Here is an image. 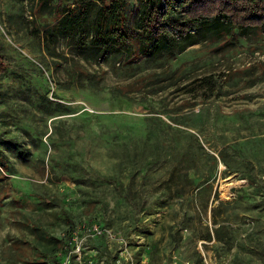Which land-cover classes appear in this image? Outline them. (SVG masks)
I'll use <instances>...</instances> for the list:
<instances>
[{"label": "rangeland", "instance_id": "374dc122", "mask_svg": "<svg viewBox=\"0 0 264 264\" xmlns=\"http://www.w3.org/2000/svg\"><path fill=\"white\" fill-rule=\"evenodd\" d=\"M36 5L37 0H0V55L9 67L0 82V137L25 138L31 148L26 160L7 152L8 184L0 181L7 196L0 212V264H28L36 252L15 244L25 240L40 250L71 229L62 264H264V37L201 41L162 63L106 56L97 65L84 62L66 37L50 40L45 27L51 21ZM125 15L133 30L139 17L135 0H126ZM70 64L104 71L102 90L86 81L68 86ZM174 69L178 76L153 85L148 95L118 98L110 91L154 70L168 77ZM207 75L217 79V96L199 83ZM25 84L30 90L24 94L19 89ZM47 89L53 102L65 106L61 113H40L37 105ZM152 118L169 127L161 126L150 141L138 135L119 143L129 124H150ZM60 122L76 140L74 152L85 169L112 172L121 165L132 201L118 202L113 185L96 190L51 170L47 135ZM24 126L34 130L36 144L21 131ZM80 143L91 146V153L78 154ZM153 158L158 162L147 180L129 183L132 162L141 166ZM37 196L53 203L46 206ZM92 199L99 204L90 211ZM135 200L138 213L131 207ZM61 208L71 222L57 221ZM83 224H96L111 236L87 237L81 244ZM220 224L229 227L230 244L214 240ZM208 234L211 241L204 240Z\"/></svg>", "mask_w": 264, "mask_h": 264}, {"label": "trees", "instance_id": "16d2710c", "mask_svg": "<svg viewBox=\"0 0 264 264\" xmlns=\"http://www.w3.org/2000/svg\"><path fill=\"white\" fill-rule=\"evenodd\" d=\"M135 1L139 8V17L133 30L127 24L126 0H37L36 10L43 17L47 15L51 21L45 27L46 36L50 40L55 41L58 36L66 37L67 44L75 48L76 53L84 62H93L90 64L97 65L106 56H114L120 60L125 59L127 62L139 58L149 62L170 61L186 52L190 47L200 44L201 41L217 45L223 39L235 40L236 43L238 40H243L248 43L251 40L264 37V0ZM170 71L168 77H165L167 74H161L163 72L154 70L152 73L136 77L128 84L115 85L110 91L118 98H129L136 92L148 95L153 85L160 86L179 74L178 69ZM41 73L44 75L42 70ZM68 73V86L86 81L90 87L97 91H101L103 88L101 81L104 79L105 72L100 68L89 72L85 67L70 64ZM8 74V64L0 55V82ZM12 74L18 77L17 74ZM199 83L201 87H206L217 96V79L214 75L200 78ZM156 89L158 88L155 87L152 90ZM19 90L25 94L30 88L25 84V86L21 85ZM47 94L48 89L40 96L37 105L40 113L47 115L61 113L65 106L59 102H53ZM3 95L0 90L1 99H3ZM155 119L152 118L151 123L145 125L135 122L129 124L125 128L126 138H121L119 143L126 139L131 142V137L138 135L150 141L151 137H155L156 132L160 131L161 126H168L161 119ZM21 131L30 136L32 144H36L37 140L36 136L32 134L34 133L32 128L24 126ZM47 136L50 146L46 153V160L54 173L66 175L76 184L96 190L102 186L113 185L119 192L118 202L130 200L127 197L130 194L129 191H133V187L129 188L120 178L123 172L121 165L118 166V171L112 172H103L94 168L85 169L83 160L79 156L77 157L74 152L76 140L67 134L63 122L51 127ZM89 138L90 142L93 141V137ZM95 143L94 141V145H96ZM78 148L80 151L77 150V153L80 155L83 152L90 154L92 151V147L86 146L84 143H80ZM8 151H12L16 158L26 160L31 153V148L25 138L20 140L0 137V181L5 182V185L8 184L7 172L11 163ZM221 159L223 163H226L223 155H221ZM157 162L155 158L141 166L132 162V169L126 174L129 183H136L138 178L146 181L149 172ZM168 187L171 191L172 187ZM10 190H8V194ZM165 190L167 191V189ZM181 193L182 191L177 189L175 196L180 197ZM135 195L139 196V193ZM6 197H2L0 193V212L3 205L2 199L4 200ZM37 197L46 206L53 203L44 196ZM88 204H90L88 205L90 211H93L99 202L92 199ZM131 207L134 213H138L140 203L135 200ZM20 214L23 215L22 212ZM56 219L57 221L71 222L70 213L64 208H61ZM71 227L73 228V226ZM71 230L48 241L40 250H35L24 244L27 243L25 240H23L24 245L17 243L15 246L27 254L28 251L36 252L32 255L35 256L33 261H29L28 264H62L63 249L69 247ZM229 230L228 226L218 225L214 230V240L218 243L230 244L232 236L228 233ZM204 240L211 241L212 236L208 234Z\"/></svg>", "mask_w": 264, "mask_h": 264}, {"label": "built area", "instance_id": "2783aa9c", "mask_svg": "<svg viewBox=\"0 0 264 264\" xmlns=\"http://www.w3.org/2000/svg\"><path fill=\"white\" fill-rule=\"evenodd\" d=\"M83 229H84V236L81 238L80 243L82 244L83 241L87 238V237H96L99 238L103 235L105 236H111L110 232L104 228H101L99 226H97L96 224L93 225H86L83 224ZM75 254H77L78 258L80 257V246L77 247V249L75 250Z\"/></svg>", "mask_w": 264, "mask_h": 264}]
</instances>
